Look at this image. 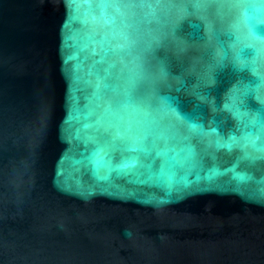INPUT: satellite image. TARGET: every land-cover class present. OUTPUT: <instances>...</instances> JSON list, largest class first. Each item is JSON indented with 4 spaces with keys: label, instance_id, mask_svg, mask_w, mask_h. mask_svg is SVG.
I'll return each mask as SVG.
<instances>
[{
    "label": "water",
    "instance_id": "obj_1",
    "mask_svg": "<svg viewBox=\"0 0 264 264\" xmlns=\"http://www.w3.org/2000/svg\"><path fill=\"white\" fill-rule=\"evenodd\" d=\"M98 5L0 0V264H264V5Z\"/></svg>",
    "mask_w": 264,
    "mask_h": 264
},
{
    "label": "snow or ice",
    "instance_id": "obj_2",
    "mask_svg": "<svg viewBox=\"0 0 264 264\" xmlns=\"http://www.w3.org/2000/svg\"><path fill=\"white\" fill-rule=\"evenodd\" d=\"M161 2V0H99V7L101 9L106 10L107 8H114L117 11H119L122 7H134V6H148V7H152L154 5H158ZM250 2V0H194V6L195 7H203V6H207L211 3H217V4H223V3H229V4H241V3H248ZM259 2L264 5V0H259ZM71 7V4L69 5ZM129 99H131V95L129 94ZM117 135L119 136L120 134L117 133ZM249 143L255 144V141L252 140L250 137L247 138ZM218 146H223V147H227L229 149H231V147L237 143V140L235 137H231L230 140L228 142H223L221 143L220 141H217ZM137 144H139L140 146L137 147H133L131 150L132 151H140V152H145L147 153L149 151V149L145 148L143 146V141L142 140H138ZM155 147V145H153ZM158 155H162V156H166L167 153L166 152H158ZM193 153H191L190 151L187 153V155H185L183 157L184 161H188L191 160L193 158ZM98 159H97V165L98 167H102L105 165V162L103 160V156L100 155V153H97ZM137 161L136 157L131 158L128 161H125L122 163L121 167L122 168H127V167H134L135 163ZM178 163L180 161H177ZM165 163H167V161H165ZM243 179H247V177H242Z\"/></svg>",
    "mask_w": 264,
    "mask_h": 264
}]
</instances>
